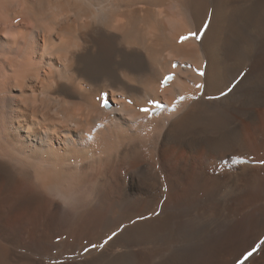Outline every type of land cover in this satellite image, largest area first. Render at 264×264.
Masks as SVG:
<instances>
[{
	"label": "bare ground",
	"instance_id": "1",
	"mask_svg": "<svg viewBox=\"0 0 264 264\" xmlns=\"http://www.w3.org/2000/svg\"><path fill=\"white\" fill-rule=\"evenodd\" d=\"M135 5L0 0V264H264V0Z\"/></svg>",
	"mask_w": 264,
	"mask_h": 264
},
{
	"label": "rangeland",
	"instance_id": "2",
	"mask_svg": "<svg viewBox=\"0 0 264 264\" xmlns=\"http://www.w3.org/2000/svg\"><path fill=\"white\" fill-rule=\"evenodd\" d=\"M134 2V0H116V4H117V8H112V10H110L109 12H111V14H114L115 16H118V15H123V14H128L129 13V15H130V11H131V9H133V8H136V9H141L142 7L141 6H137V5H135V6H133L132 7V3ZM106 4L108 5L109 4V2H106ZM60 5H58V7H59ZM62 6V5H61ZM106 6V5H105ZM131 6V7H130ZM85 8V10H86V13L89 15V16H92V10L91 9H89V7L88 6H85L84 7ZM133 10H135V9H133ZM89 11V12H88ZM118 11V12H117ZM125 11V12H124ZM157 11V12H156ZM67 12V11H66ZM153 12V10L151 11V13L150 14H148V13H141V16L139 15V14H135L136 15V17H137V20H135V22L137 23V24H140L141 26H142V28L144 29V31L146 32V34L149 36L150 34H151V36H154L155 34H154V32H155V30H157V28H159V24H160V15H159V10L158 9H155L154 10V14L152 13ZM157 14H156V13ZM68 13V12H67ZM134 14H132V16H133ZM156 15V16H155ZM173 14H170V16H172ZM143 16H145V17H143ZM133 17H135V16H133ZM143 19L145 20L144 22H143ZM142 22H141V21ZM140 21V22H139ZM142 24H144V25H142ZM151 24V25H150ZM156 24H158L157 26H156ZM64 25V27H62V26ZM60 25V27H61V29L62 30H64V32L66 33H64L63 34V32H62V36L64 35L65 36V38L66 39H69V40H67V42L69 41H71L72 40V42H70V43H73L74 41H75V36H73V35H71V33L69 34V32L70 31H72V30H75V27H71V26H69V28L70 29H68V28H66V27H68L67 25L68 24H61ZM146 25H147V27H146ZM155 25V26H154ZM145 27V28H144ZM155 29V30H154ZM84 28H82L81 29V31L82 32H84ZM154 30V32H152L151 33V31H153ZM86 31V30H85ZM73 32V31H72ZM70 36H72V38H70V37H68V35ZM153 34V35H152ZM167 34V33H166ZM60 35V34H59ZM61 36V35H60ZM63 36V37H64ZM68 37V38H67ZM71 39V40H70ZM63 40H65L64 38H63ZM82 40V39H81ZM170 39H169V37L168 36H164V43L166 44V45H169L171 42L169 41ZM66 41V40H65ZM68 42V43H69ZM170 46V45H169ZM55 61V64H58V69H60V70H62L63 69V65L62 64H64V63H66V62H63V60L62 61H58L57 59L56 60H54ZM59 62V63H58ZM61 62V63H60ZM62 67V68H61ZM66 75V74H65ZM82 89L84 88V91H86L87 90V92L90 90V86L88 87V84H82L81 86H80ZM40 89V92H42L41 90H42V88L40 87L39 88ZM38 89V90H39ZM98 94H97V92L96 93H94L93 94V97H92V100H94L93 102H97L98 101V99L96 100V96H97ZM43 96V100L45 99V96L44 95H42ZM110 98H111V95H110ZM46 100V99H45ZM112 101V100H111ZM113 103H112V106L110 107V108H112L113 106H114V101H112ZM56 128L58 129L59 128V126H56ZM5 210L7 211L8 210V207H5ZM38 211V210H37ZM37 211H35V213L33 214L34 216H36V217H34L33 219L35 220V221H37L38 223H39V225H44L45 226V224H48L49 222H50V220L48 219V216H47V214L46 213H44V215L42 214V213H37ZM38 214V215H37ZM41 214V215H40ZM40 215V216H39ZM47 216V217H46ZM38 217V218H37ZM41 218V219H40ZM47 218V219H46ZM40 220H41V222H42V224H40L41 222H40ZM44 221V222H43ZM46 221V222H45ZM58 239H60V238H56V240H58ZM228 239H230V237L228 238ZM231 239L233 240V238H232V236H231ZM249 253V252H248ZM254 254V251H252V255ZM251 255V256H252ZM234 264H237V262H235ZM238 264H240V262L238 263Z\"/></svg>",
	"mask_w": 264,
	"mask_h": 264
},
{
	"label": "snow or ice",
	"instance_id": "3",
	"mask_svg": "<svg viewBox=\"0 0 264 264\" xmlns=\"http://www.w3.org/2000/svg\"><path fill=\"white\" fill-rule=\"evenodd\" d=\"M190 38H197L199 39L200 36H199V33L198 32H192V33H189L188 35H185V36H182L180 38V42H184L185 40H188ZM173 67H177V65H173ZM197 74L200 75V76H204L205 73L203 71H200V70H197ZM175 79V76L173 74H170L166 77H164V79L161 81V83L163 85H166L168 83H170L171 81H173ZM205 85H202V84H197L196 87L197 88H203ZM231 90V89H230ZM98 100L101 101V107H105V108H110L112 106V101H111V98H110V95L108 93H102L100 96L97 97ZM128 103H132L131 100L128 101ZM157 104V106H159V102H155ZM141 112H144V113H149L151 111V109H149L148 107H142L140 109ZM261 163H264V161H262ZM116 235V233H112L111 236L108 237V240H111L114 236ZM105 243H107V241H105ZM103 247V245H96V244H92L90 247H86L84 249L85 252L89 251L90 248H95V247ZM252 255V252H249L246 256H245V259H247L248 257H250Z\"/></svg>",
	"mask_w": 264,
	"mask_h": 264
}]
</instances>
